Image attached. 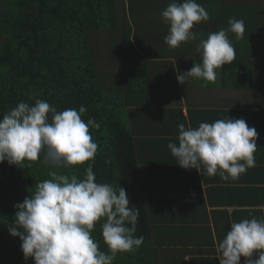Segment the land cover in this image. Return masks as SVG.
Wrapping results in <instances>:
<instances>
[{"label":"trees","instance_id":"16d2710c","mask_svg":"<svg viewBox=\"0 0 264 264\" xmlns=\"http://www.w3.org/2000/svg\"><path fill=\"white\" fill-rule=\"evenodd\" d=\"M172 0H0V119L19 102L33 105L47 101L57 112L84 106L82 119L94 118L91 128L98 149L94 161L58 174L83 179L91 163L98 183L126 190L130 206L139 209L135 236L144 243L135 252L118 253L113 264H158L155 243L139 181L135 140L130 129L134 104L152 92L151 69L166 59L162 50L169 25L162 11ZM180 3L183 0H176ZM209 20L196 25L229 29V20H243L245 32L235 48L231 68L246 67L254 60L256 70L264 60V0H196ZM195 26V25H194ZM106 37L108 49H117L112 68L98 64L94 33ZM230 39V31L227 32ZM181 46V45H180ZM179 46V47H180ZM107 49V50H108ZM152 60V61H151ZM116 74L110 85L106 76ZM259 78V77H257ZM142 101V100H141ZM137 105V104H136ZM24 162L23 168L0 164V264H34L25 261L19 237L9 226L16 208L33 195L36 185L51 179L49 166ZM30 165V166H29ZM98 222L92 232L101 251L108 253Z\"/></svg>","mask_w":264,"mask_h":264},{"label":"clouds","instance_id":"9594fccd","mask_svg":"<svg viewBox=\"0 0 264 264\" xmlns=\"http://www.w3.org/2000/svg\"><path fill=\"white\" fill-rule=\"evenodd\" d=\"M169 32L165 43L177 48L197 39L191 31L195 24L209 20L207 10L196 0L172 2L161 13ZM242 39L243 20L230 19L229 29L210 33L197 46L201 63L177 75L182 85L189 78L207 84L217 79V69L235 59V48L227 32ZM84 106L57 112L47 101L37 99L33 105L19 102L0 119V164L5 161L18 168L24 162L37 161L49 166L51 179L36 185L33 195L15 205L12 237H19L25 261L34 264H113L118 253L137 251L144 236L136 237L139 209L130 206L123 187L98 183L89 163L83 179L58 174L94 161L98 145L91 128H99L94 118L82 115ZM178 143L167 147L183 169H195L222 181L238 180L255 167L254 153L259 133L243 118L202 122L198 127L178 125ZM30 166V165H29ZM108 253L101 251L92 232L98 222ZM219 264H264V219H242L230 225V231L217 245Z\"/></svg>","mask_w":264,"mask_h":264},{"label":"crops","instance_id":"0c3cea01","mask_svg":"<svg viewBox=\"0 0 264 264\" xmlns=\"http://www.w3.org/2000/svg\"><path fill=\"white\" fill-rule=\"evenodd\" d=\"M205 26L195 24L191 30L196 40L174 49L165 46L166 59L151 69L154 88L140 96L130 118L158 264H219L217 245L231 223L264 219V60L259 70L254 60L244 68L225 64L216 70L214 83L189 78L181 85L177 75L202 62L200 41L220 30L217 25ZM243 38L230 32L232 44ZM227 117L243 118L259 133L255 167L235 181L181 168L167 147L178 143V125L196 128Z\"/></svg>","mask_w":264,"mask_h":264},{"label":"rangeland","instance_id":"374dc122","mask_svg":"<svg viewBox=\"0 0 264 264\" xmlns=\"http://www.w3.org/2000/svg\"><path fill=\"white\" fill-rule=\"evenodd\" d=\"M93 41H94V46L96 48L97 51V60H98V64L101 66H105L108 65L109 68H112V65L114 63H119V62H115L113 61V59L109 58L108 52L110 53V55L112 57H114L113 53L117 52V49L115 47H112L111 49H108V46L106 45V37H104L102 35V33H94L93 36ZM108 49V50H107ZM116 74H112V75H108L106 76V79H108V83L110 85L114 84V82L116 81Z\"/></svg>","mask_w":264,"mask_h":264}]
</instances>
